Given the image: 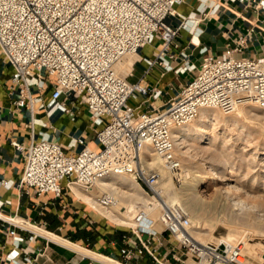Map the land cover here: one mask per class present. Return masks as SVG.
I'll return each mask as SVG.
<instances>
[{"label": "built area", "instance_id": "obj_1", "mask_svg": "<svg viewBox=\"0 0 264 264\" xmlns=\"http://www.w3.org/2000/svg\"><path fill=\"white\" fill-rule=\"evenodd\" d=\"M183 1L0 0V48L15 70L12 89H19L14 101L16 109L30 106L33 110L31 88L42 91L51 81L53 92L46 104L49 111L59 107L67 111L59 99L64 94L73 95L81 99L92 123L100 127V149L85 147L75 155L67 154L58 142L45 137L29 146L16 144L25 160L22 188L34 190L38 196L52 193L60 198L66 188L74 193L72 185L88 193L98 191L102 180L117 174L131 176L149 196L161 198L158 187L164 176L149 159L142 158L145 147L150 146L175 176L182 169L173 137L175 128L197 119L203 109L229 115L245 105L264 108V57L241 56L247 41L242 36L222 55L202 48L203 60L196 76L164 107L148 106L139 112L142 105H151L164 94L146 81L156 63L177 74L196 70L187 61L178 68L168 63L176 58L170 50L178 47L175 40L180 27L170 25L166 19ZM158 43L160 48L154 58H143L149 68L140 80L132 82L118 75L115 67L122 58ZM137 101L138 106L132 104ZM175 180L179 181L177 177ZM98 199L103 208L120 203L108 192L101 193ZM4 203L0 202V207ZM159 203L164 230L151 229L140 213L142 225L129 227L138 243L122 250L125 261L147 253L158 263L168 264L153 246L154 237L168 233L183 252L181 257H175L180 264H264V257L258 261L244 253L242 243L198 241L191 234V219L180 204L171 205L163 198ZM0 220H4L2 215ZM11 224L8 234L14 248L6 258L12 264H31L33 259L23 243L33 242L37 236L26 239L22 235L28 222Z\"/></svg>", "mask_w": 264, "mask_h": 264}, {"label": "crops", "instance_id": "obj_2", "mask_svg": "<svg viewBox=\"0 0 264 264\" xmlns=\"http://www.w3.org/2000/svg\"><path fill=\"white\" fill-rule=\"evenodd\" d=\"M166 21L180 27L175 40L178 47L172 46L170 50L176 58L169 60V65L178 68L187 61L194 64L196 70L177 74L166 71L163 64L156 63L146 76V81L162 89L164 94L152 101L151 105H142L139 112L147 110L148 106L164 107L176 96L196 76L203 60L201 49L204 47L214 55H222L229 45L235 46L240 37L246 36V46L241 56L264 57V0H184ZM159 48V43L146 46L138 55L130 58L134 62L130 81L141 79L149 68L143 58H154ZM14 72L0 48V202H5L0 207V215L4 219L0 220V264H12L6 258L14 248L8 230L13 228L11 223L21 221L28 222L27 229L21 231L26 239L37 236L35 241L23 243V248L29 251L28 256L33 259L31 264H114L53 241L41 229L111 261L160 264L147 253L125 261L122 250L133 247L134 242L138 243L132 229L110 224L104 214L96 212L78 198L74 187L78 196L66 188L62 197L56 198L52 193L38 196L34 190L27 191L20 186L25 160L16 144L29 146L32 141L45 137L58 142L67 154L75 155L85 147L100 149L97 139L100 127L92 123L85 104L73 95L64 94L59 99L67 111L62 107L49 111L46 104L53 92L51 81L42 91L31 88L33 110L30 106L16 109L14 101L19 97V89H12ZM132 104L138 106L139 101ZM153 246L161 260H166L168 264H180L175 257H181L183 252L168 233L160 238L154 237ZM24 257L22 251L21 260Z\"/></svg>", "mask_w": 264, "mask_h": 264}, {"label": "bare ground", "instance_id": "obj_3", "mask_svg": "<svg viewBox=\"0 0 264 264\" xmlns=\"http://www.w3.org/2000/svg\"><path fill=\"white\" fill-rule=\"evenodd\" d=\"M138 54L139 52L127 55L116 64L115 70L119 76L124 77L133 67L134 62L128 59V57ZM248 108H250L251 111L255 107L254 105L241 106L234 113H231L232 115L229 114L228 116L230 117L228 118L218 115L219 113L217 111H215L217 113H210V110L217 109H203L197 119L187 125L175 128L173 137L176 144V153L180 148H187L180 153L191 156L188 154V150L190 147L194 146L193 148H201L210 154V158H208L210 160L207 162V166L203 164L199 166L198 163H196V165L189 161L188 166L182 165V169L179 173L177 172L175 174V177H177L179 181L184 182L182 187L183 204L181 207L187 214H189V211L193 212L194 216L189 217L191 222L194 223L191 227V234L195 239H199V241L205 243L206 239H202L201 236L209 235L212 229H215L217 225H227L230 227V232L223 239H217V244L222 242L227 244L242 242L244 243V253L256 259L263 260L264 252L258 250L252 244H249L247 241L249 238L247 232L264 231V153L255 160H250L249 158L239 159V163L241 165H246V169L249 172L246 175H242V171L240 172L238 167L227 162L228 159V161L231 160V158L228 157L230 152L228 153L229 148L227 143L234 137L230 136L229 133L227 134V132L219 131L222 128L226 130L236 128L238 131L235 132L234 136L235 138H240L244 132V128L240 126L236 117L246 115ZM206 135H212V138L208 142H205L209 146H197L196 143L200 142ZM237 144L238 143H236V146ZM248 146L245 145L241 149L248 152ZM218 148H221L219 152L217 151ZM216 151L218 153H213ZM226 153H228V155ZM240 154L243 157V154ZM255 154L257 153L255 152ZM221 156L223 159H220ZM224 156H227L228 159H224ZM142 158L149 159L150 163L161 171L164 176V181L158 187V190L161 195L168 193V191L173 188L175 177L173 176L172 179V173L165 167L164 162L154 153V150L150 146L143 149ZM196 172L198 173L195 174ZM249 174H252L251 177ZM206 178H211L212 183H207L205 180ZM211 184L220 185L215 188V196L213 199L208 201L202 196L200 188ZM73 187L85 202L96 207L101 214H104L107 218L118 224L138 228L143 222L138 219V215L142 213L148 220L151 229L157 230L156 228L159 224L163 227L162 207L159 201L149 196L144 188L131 176L111 174L98 184V192H100V194L108 192L114 194L118 198L120 202L119 205L111 208H103L99 205L98 198L100 194L98 195L94 191L92 193L85 192L76 185H72V188ZM178 200V196H175L169 199L168 203L174 205ZM206 213L210 214L214 219V223L212 222L213 224L210 226L208 225L210 227L209 230L205 224L208 219L206 217L207 219L205 220L204 214ZM32 228L38 229L34 226ZM40 231L53 241L69 246L76 251L90 254L98 260L122 264L118 261H111L105 256L92 254L78 244L71 243L44 229Z\"/></svg>", "mask_w": 264, "mask_h": 264}, {"label": "rangeland", "instance_id": "obj_4", "mask_svg": "<svg viewBox=\"0 0 264 264\" xmlns=\"http://www.w3.org/2000/svg\"><path fill=\"white\" fill-rule=\"evenodd\" d=\"M148 50H149V47H147L146 51H148ZM130 58H134V56L128 57V59H130ZM136 60L137 59H135V61ZM132 73H133V70L131 69V71H129L125 75L126 77H128V80H130V74H132ZM254 107L255 108L252 109L251 111H250V108H248L249 112L247 110V114L246 115H241L239 117H236V119H237L238 123L240 124V126H242L244 128V132H243V134L241 135L240 138H235V136H234L235 132L238 131L236 128H232V129H229V130H226L225 128H222V129L219 130L220 132H225V133L227 132V134L229 133L230 136L234 137L233 139L230 140L231 142L229 141V143H227V146L229 148L228 149V153L230 152L231 155L230 154L228 155V153H226V154L228 155L229 158H231V160L228 161L229 159H228L227 156H224L225 157L224 159L227 158L228 160L227 159L226 160H227V162H229V164L235 165L236 167H238L240 169V172L242 171L241 172L242 175H246L249 172L246 169V165H244V164L241 165L239 163V159H241V158L248 159L249 158L250 160L251 159L255 160L256 158L260 157L264 153V108H260L259 106H256V105H254ZM215 111H217L219 113L218 115H220V116H223V117H226V118L230 117L228 115H225V114L221 113L219 110H210V113H217ZM230 115H232V114H230ZM211 138H212V135H206V137H204L200 142H197L196 144L199 147H205V146L208 147L209 145H207L205 142H208ZM236 143H238L237 146H236ZM245 145H247V146L249 145L248 146L249 148L247 147L249 149L248 152L247 151L245 152L243 149H241ZM193 147L194 146L190 147V149L188 150V152H189L188 154H190L192 157L180 153L181 151H183V150H185L187 148L178 149L179 151L177 152V154H178L177 156L180 158V160L182 162V165L188 166L189 161H190V162H193L195 164L198 163L199 166H201L202 164L204 166H207L208 165L207 162L210 160V159H208V158H210V154H208L207 152H205V150H202L201 148H197V147L193 148ZM220 150H221V148L217 149L218 152ZM217 151L213 152V153H218ZM236 152L239 154V156H238V154ZM255 152L257 154H255ZM240 153L243 154V157L241 156ZM235 154H237V155H235ZM250 156H251V158H250ZM220 159H223V157L221 156ZM233 161L234 162L236 161L235 162L236 164ZM197 173L198 172H196L195 174H197ZM249 175L251 177L252 174H249ZM171 176H172V179H173L174 175L171 174ZM205 180L207 181V183H212L211 178H206ZM183 185H184V182L174 180L173 181V188L170 189L168 191V193L162 194L161 198H163L164 200H166L168 202L169 199H171L172 197L178 196L179 200L174 205L180 204V206H181L183 204L182 203L183 202L182 201V199H183V197H182L183 196V193H182ZM219 185L220 184H215V185L211 184V185L206 186V187H201L200 191L202 192V196L208 201L212 200L213 197L215 196V190H216L215 188L218 187ZM94 192L96 194H98V195L100 194V192H98L96 190ZM76 196H78V195L76 194ZM151 197H153V196H151ZM78 198L82 199L79 196H78ZM161 198H159L158 196L156 197V199L158 201H160ZM90 208H91V206H90ZM188 213H189L188 214L189 216H194L193 212L189 211ZM206 214H207V216H206ZM206 214H204V216H205V220L208 218L207 219L208 222L206 220L205 224H206V227H208V230H209L210 229L209 226L214 223V219L212 218V216L210 214H208V213H206ZM209 215H210V217H209ZM106 220L110 224H112L114 226H118V227H122V228H129V225L118 224V223L112 221L111 219H109L107 217H106ZM192 224H194V223H192ZM164 228H165L164 226L162 227V225L159 224L156 229L159 230V231H163ZM229 230H230V227H228L227 225H224V226H223V224L222 225H217L215 227V229H212V231H211V233L209 235H204V236H201V237H202V239H206L205 244L206 243H215V244H217L216 243L217 239H223L225 236L228 235V233L230 232ZM249 232H247L248 233L247 235H249V238L247 240L249 242V244H252L258 250H262V252H264V247H263L264 246V231L263 230H258V231H255V232L254 231H249ZM198 241H199V239H198ZM242 244L244 245V243H242ZM247 255L250 256L249 254H247ZM250 257L254 258L252 256H250ZM254 259H256V258H254ZM256 260L260 261L259 259H256Z\"/></svg>", "mask_w": 264, "mask_h": 264}]
</instances>
